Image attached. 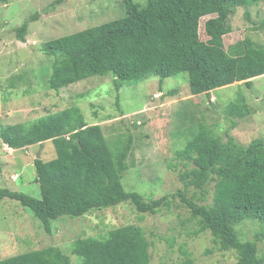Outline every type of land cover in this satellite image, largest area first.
Listing matches in <instances>:
<instances>
[{"label": "trees", "instance_id": "16d2710c", "mask_svg": "<svg viewBox=\"0 0 264 264\" xmlns=\"http://www.w3.org/2000/svg\"><path fill=\"white\" fill-rule=\"evenodd\" d=\"M258 1L147 0L142 4L126 0L125 16L46 41L43 51L55 57L49 88L61 91L93 75L112 74L120 89L135 78L158 75L164 79L181 72L188 74L193 95L210 94L239 82L251 88L254 78L264 75V43L246 36L227 46L225 38L233 31L229 20L236 8ZM207 16L204 29L208 38L203 40L200 24ZM28 28L26 21L17 29L21 41L27 40ZM258 28L264 29V19ZM226 111L227 116L244 117L250 107L239 96ZM191 120L197 124L196 131L176 151L185 161L181 180L187 190L192 186L207 190L214 182L213 204L198 203L197 195L188 198L185 189L177 195L198 219L197 232L211 230L221 249L238 253L236 264H264L257 242L243 240L237 230L245 220L264 225V140L244 145L229 136L225 142L201 117ZM0 135L10 149L48 140L55 145V158L35 159L41 199L0 187V201L11 198L31 208L48 232L52 231L51 221L63 215L84 216L92 209L123 201H130L139 213L156 214L176 196L147 199L138 191H127L122 179L129 169L131 139L118 149L113 147L102 124H90L79 105L29 123L8 124ZM98 236L74 240L73 253L84 258L83 264H151L152 243L141 225L118 226ZM0 264H72V259L60 246L49 245L0 259ZM177 264L197 263L187 254Z\"/></svg>", "mask_w": 264, "mask_h": 264}, {"label": "rangeland", "instance_id": "374dc122", "mask_svg": "<svg viewBox=\"0 0 264 264\" xmlns=\"http://www.w3.org/2000/svg\"><path fill=\"white\" fill-rule=\"evenodd\" d=\"M125 1L0 0V131L8 124L29 123L79 105L90 124H102L113 147L118 149L131 139L129 169L122 179L127 191H138L147 199L176 196L170 206L156 214L139 213L130 201H123L92 209L84 216L63 215L51 221V232L31 208L5 198L0 201V259L56 245L70 255L72 264H83L84 258L73 253L76 238L99 237L112 228L135 223L145 229L152 243L151 264H177L187 254L197 264L238 262V253L221 249L211 230L197 232L198 219L177 195L185 189L181 173L186 167L176 151L184 148L196 131L193 127L197 124L191 120L194 116L201 117L225 142L229 136L244 145L264 140V75L254 78L251 88L239 82L199 95L191 93L186 72L164 79L158 75L135 78L120 89L112 74L93 75L61 91L49 88L55 57L43 51L46 41L125 16ZM137 1L146 4L147 0ZM207 18H201L203 40L208 38L204 29ZM262 19L264 0L237 7L229 20L233 31L226 36V45L246 36L264 43V29L258 28ZM26 21L27 40L21 41L17 29ZM172 89L177 93L172 95ZM239 96L246 98L250 112L244 117L227 116V106ZM56 156L51 140L10 149L0 135V187L41 199L35 159ZM214 191L215 183L211 182L207 190L192 186L185 194L188 198L197 195L198 203L213 204ZM237 230L243 240L256 241L259 254L264 256L261 222L245 220Z\"/></svg>", "mask_w": 264, "mask_h": 264}, {"label": "crops", "instance_id": "0c3cea01", "mask_svg": "<svg viewBox=\"0 0 264 264\" xmlns=\"http://www.w3.org/2000/svg\"><path fill=\"white\" fill-rule=\"evenodd\" d=\"M30 146H32V145H30ZM12 149V148H11Z\"/></svg>", "mask_w": 264, "mask_h": 264}]
</instances>
